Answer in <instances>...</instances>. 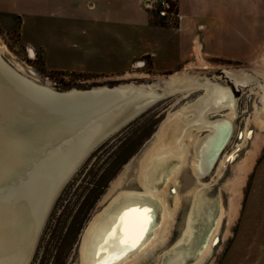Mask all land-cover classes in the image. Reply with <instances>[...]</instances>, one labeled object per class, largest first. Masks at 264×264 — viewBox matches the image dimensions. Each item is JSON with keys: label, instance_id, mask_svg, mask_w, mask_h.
<instances>
[{"label": "bare ground", "instance_id": "6f19581e", "mask_svg": "<svg viewBox=\"0 0 264 264\" xmlns=\"http://www.w3.org/2000/svg\"><path fill=\"white\" fill-rule=\"evenodd\" d=\"M1 40L0 37V264H29L64 175L82 157L104 144L105 137L115 136L127 122L172 95L168 118L140 159V188L120 189L128 166L121 169L100 200L101 209L83 231L77 248L78 262L69 264H101L117 252L120 258L112 264H138L159 243L166 242L185 195L190 197V205L183 231L161 259L158 257L157 264H214V258L209 257L215 245L232 234L244 186L264 145V72L256 76L241 69L231 74L235 85L255 83L259 89L245 93V98H256L255 111L246 117L242 132V145L248 141L251 144L233 164L232 174L224 184L227 206L220 199L214 209L204 196L205 187L212 182L203 178L215 168L214 181L225 169L227 156L221 154L233 135L239 104L225 81L182 69L163 81V88L125 82L112 87L59 90L40 81L33 72L26 74L25 66L15 59L16 68L11 67L3 58L8 49ZM198 91H202L198 98L172 112L181 100ZM251 123L259 128L255 134L250 131ZM188 168L194 185L182 195L178 178ZM162 174L165 180L159 186L157 180ZM133 208L151 210L147 230L135 247H114L110 233L116 228L117 237L120 235V217Z\"/></svg>", "mask_w": 264, "mask_h": 264}, {"label": "rangeland", "instance_id": "374dc122", "mask_svg": "<svg viewBox=\"0 0 264 264\" xmlns=\"http://www.w3.org/2000/svg\"><path fill=\"white\" fill-rule=\"evenodd\" d=\"M0 37L8 49L3 53V58L8 64L15 67L13 62V59H15L25 66L27 73L33 72V75L40 81L52 84L59 90L70 88L90 89L102 85L112 87L125 82L157 85L163 88L166 84L163 81L167 82L166 80L170 75L176 72L181 73L182 69H189L188 71L193 74H200L208 78H218L221 82L225 81L239 99L235 128L232 137L223 149V155L221 154V157L227 156L222 175L212 181L215 176L214 168L203 180L212 182L204 189L205 200H208L214 209L219 206L220 199L227 206L228 192L224 184L231 176L233 166L244 156L251 144V141H248L242 145V132L246 127V117H250L255 111L254 102L256 98L254 96L249 99L245 98V93L258 91L259 89L258 84L255 83L247 86L235 85L232 72L242 69L256 76L257 72H264V46L239 47V57L233 59L224 56H206L205 59L194 57V63L171 73H154L149 69V63H146L145 69L133 68L123 75H90L88 73L48 69L43 63L41 53H34L21 43L19 39V19L15 15L0 13ZM201 92H195L189 98L181 100V103L179 102L175 108H172L175 109L172 112L180 109L183 104L198 98ZM173 98L172 95L160 100L155 107L140 114L132 123L127 127L124 126L112 139L106 141L90 155L87 162L66 184L52 205L29 264H69L78 262L79 252L77 248L84 229L93 214L101 209L100 200L106 190H109L112 181L124 167L128 166L126 164L135 158L136 160L128 169L127 177L125 176L120 189L140 188V182L137 180L140 159L144 152L151 148L158 130L167 120ZM257 127L255 123H251L249 126L253 134L259 129ZM193 178L189 168L180 173L178 186L179 190L182 191V195L194 185ZM164 180L165 176L162 174L157 180V184L162 186ZM171 197L170 195V199ZM189 205L190 197L183 196L166 244L159 243L153 252L138 264H157L161 259L160 257L169 250L168 248L174 245L173 243L178 240L185 226ZM160 217L161 211L158 214V219ZM226 224L227 220L225 219L221 229L222 233L226 229ZM231 231L232 234L227 240L221 239V242L219 241L215 245L209 260L214 258V264H264V145L244 186L240 215ZM222 233H219L220 238ZM190 261L192 262L193 259Z\"/></svg>", "mask_w": 264, "mask_h": 264}, {"label": "crops", "instance_id": "0c3cea01", "mask_svg": "<svg viewBox=\"0 0 264 264\" xmlns=\"http://www.w3.org/2000/svg\"><path fill=\"white\" fill-rule=\"evenodd\" d=\"M156 0H0L19 19V39L50 70L123 75L133 68L171 73L206 56L239 57L264 46V0H169L176 22ZM229 264V263H227Z\"/></svg>", "mask_w": 264, "mask_h": 264}, {"label": "snow or ice", "instance_id": "6c2138e0", "mask_svg": "<svg viewBox=\"0 0 264 264\" xmlns=\"http://www.w3.org/2000/svg\"><path fill=\"white\" fill-rule=\"evenodd\" d=\"M148 208H133L126 211L120 217V235L117 237L116 228H113L110 236L114 239V247L125 248L135 247L140 239L143 238L144 233L147 230V224L150 220ZM107 243V241H105ZM120 254L114 253L108 259L101 261V264H112L114 259H119Z\"/></svg>", "mask_w": 264, "mask_h": 264}, {"label": "water", "instance_id": "95a60500", "mask_svg": "<svg viewBox=\"0 0 264 264\" xmlns=\"http://www.w3.org/2000/svg\"><path fill=\"white\" fill-rule=\"evenodd\" d=\"M11 66V65H10ZM13 67V66H11ZM16 68V67H13ZM28 74V73H26ZM29 75V74H28ZM136 119V118H135ZM135 119H133L130 122H127V124H125L124 126L127 127L130 123H132ZM114 137V134L110 135L109 137H105V140L108 141L109 139H112ZM90 155H88L87 157H82L81 160H79L77 162L76 165H74L68 172L67 174L64 175V179L62 180V182H60L59 184V188L56 190V192H54V197L55 200L56 198L59 196V194L61 193V191L63 190V188L66 186V184L74 177V175L79 171V169L87 162V160L89 159ZM136 160L133 159L130 161V163H128V167L127 170H125L126 172L128 171V169L132 166L133 162ZM52 208V207H51Z\"/></svg>", "mask_w": 264, "mask_h": 264}, {"label": "built area", "instance_id": "2783aa9c", "mask_svg": "<svg viewBox=\"0 0 264 264\" xmlns=\"http://www.w3.org/2000/svg\"><path fill=\"white\" fill-rule=\"evenodd\" d=\"M154 4L158 6V16L164 18L167 25L175 24L176 10L172 8L169 0H156Z\"/></svg>", "mask_w": 264, "mask_h": 264}]
</instances>
